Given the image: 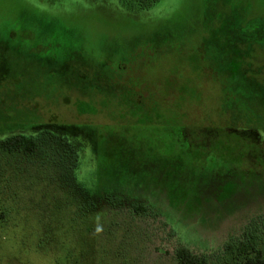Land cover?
Wrapping results in <instances>:
<instances>
[{
  "label": "rangeland",
  "instance_id": "rangeland-1",
  "mask_svg": "<svg viewBox=\"0 0 264 264\" xmlns=\"http://www.w3.org/2000/svg\"><path fill=\"white\" fill-rule=\"evenodd\" d=\"M125 3L0 0V264L264 251V0Z\"/></svg>",
  "mask_w": 264,
  "mask_h": 264
},
{
  "label": "trees",
  "instance_id": "trees-1",
  "mask_svg": "<svg viewBox=\"0 0 264 264\" xmlns=\"http://www.w3.org/2000/svg\"><path fill=\"white\" fill-rule=\"evenodd\" d=\"M125 1V8L133 10L135 12H148L151 8L155 7L159 0H122ZM56 45H58L56 43ZM100 66L102 63H95ZM23 148V150L32 152L34 150V142L25 137L22 134H14L2 141H0V149L5 151H13L17 148ZM187 160L191 159L188 155ZM244 239H242L243 249L241 251V259L239 264H264V251L256 245L254 235L250 232H244ZM238 245H234V250ZM232 249L231 243H227L225 246V253L228 255V250ZM175 256L178 264H205V261L185 247H179L175 251Z\"/></svg>",
  "mask_w": 264,
  "mask_h": 264
},
{
  "label": "flooded vegetation",
  "instance_id": "flooded-vegetation-1",
  "mask_svg": "<svg viewBox=\"0 0 264 264\" xmlns=\"http://www.w3.org/2000/svg\"><path fill=\"white\" fill-rule=\"evenodd\" d=\"M260 133V132H259ZM263 143V145H264V142H262ZM262 147V146H261ZM264 147V146H263ZM262 147V150H264V148Z\"/></svg>",
  "mask_w": 264,
  "mask_h": 264
}]
</instances>
